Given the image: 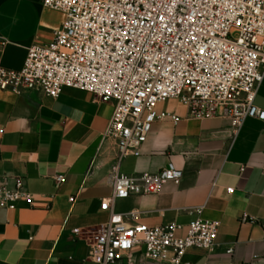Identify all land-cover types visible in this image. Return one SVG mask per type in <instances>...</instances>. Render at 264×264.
Segmentation results:
<instances>
[{"label": "crops", "instance_id": "0c3cea01", "mask_svg": "<svg viewBox=\"0 0 264 264\" xmlns=\"http://www.w3.org/2000/svg\"><path fill=\"white\" fill-rule=\"evenodd\" d=\"M64 19L43 0H0L2 65L21 69L28 47L51 42ZM255 104L264 110V80ZM167 107L186 114L177 102ZM113 112L112 99L86 90L64 88L50 98L40 88L21 94L0 88V186L13 189L20 179L32 194L14 208L0 205V264H98L89 240L110 217L101 203L112 194L118 155L105 136ZM169 164L184 171L179 184L118 199L114 210L140 213L129 223L218 221L214 248H191L184 261L264 264V121L249 117L238 131L226 118L159 121L141 154L120 169L156 172ZM60 175L65 181L58 184ZM135 256L140 261L139 251Z\"/></svg>", "mask_w": 264, "mask_h": 264}, {"label": "built area", "instance_id": "2783aa9c", "mask_svg": "<svg viewBox=\"0 0 264 264\" xmlns=\"http://www.w3.org/2000/svg\"><path fill=\"white\" fill-rule=\"evenodd\" d=\"M43 4L64 13L61 27L51 42L28 47L21 69L7 68L0 60V88L18 94L40 88L50 98L76 88L114 102L105 136L116 142L118 155L111 169L112 194L101 203L110 217L89 240L90 259L98 264H192L184 261L186 251L212 250L218 221L129 223L140 213L113 208L118 199L156 194L169 182L179 184L184 171L169 164L156 172L126 173L120 166L127 157L141 154L159 121L226 118L235 131L249 117L264 121V110L255 104L264 80V0ZM171 101L184 105V117L167 107ZM56 180L61 184L65 176ZM31 198L20 179L13 189L0 186L2 206L14 208L15 201Z\"/></svg>", "mask_w": 264, "mask_h": 264}]
</instances>
